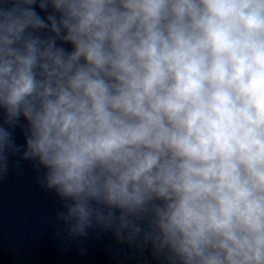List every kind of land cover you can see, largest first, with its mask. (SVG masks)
I'll return each mask as SVG.
<instances>
[{
  "label": "clouds",
  "instance_id": "clouds-1",
  "mask_svg": "<svg viewBox=\"0 0 264 264\" xmlns=\"http://www.w3.org/2000/svg\"><path fill=\"white\" fill-rule=\"evenodd\" d=\"M0 110L68 237L264 264V0H0Z\"/></svg>",
  "mask_w": 264,
  "mask_h": 264
},
{
  "label": "water",
  "instance_id": "water-1",
  "mask_svg": "<svg viewBox=\"0 0 264 264\" xmlns=\"http://www.w3.org/2000/svg\"><path fill=\"white\" fill-rule=\"evenodd\" d=\"M34 7L41 17L55 14L51 7ZM62 46L72 50L70 44ZM26 123L21 117V124ZM12 132L21 153L9 156V172L0 179V264H167L153 255L150 244L118 240L111 230L93 228L87 236L68 237L57 221L63 211L60 198L41 186L42 172L32 162L20 159L24 128Z\"/></svg>",
  "mask_w": 264,
  "mask_h": 264
}]
</instances>
